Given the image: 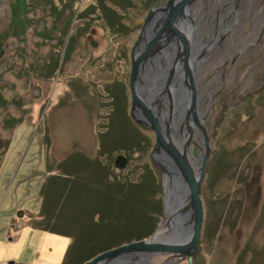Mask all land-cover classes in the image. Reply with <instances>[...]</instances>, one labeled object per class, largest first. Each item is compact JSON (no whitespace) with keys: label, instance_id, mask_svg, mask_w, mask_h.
Returning <instances> with one entry per match:
<instances>
[{"label":"rangeland","instance_id":"rangeland-1","mask_svg":"<svg viewBox=\"0 0 264 264\" xmlns=\"http://www.w3.org/2000/svg\"><path fill=\"white\" fill-rule=\"evenodd\" d=\"M22 1L23 33L17 0H0V264H83L163 221L154 134L130 121L128 81L133 22L164 0ZM263 54L264 30L251 60L211 88L192 264H264Z\"/></svg>","mask_w":264,"mask_h":264},{"label":"water","instance_id":"water-1","mask_svg":"<svg viewBox=\"0 0 264 264\" xmlns=\"http://www.w3.org/2000/svg\"><path fill=\"white\" fill-rule=\"evenodd\" d=\"M195 1L197 0H166L163 6L151 8L143 19L138 38L130 54L128 81L130 117L136 124L144 126L154 134V145L150 160L156 172L161 174L163 188L161 212L163 221L148 237L103 251L83 264H155L153 260L158 257L166 258L158 264H170L174 259H184L187 264L193 263V256L201 239L204 218L199 185L203 178L206 159L210 153V148L207 145V134L202 123L204 113L197 112L196 108L194 75L192 73L196 60L194 56L192 57L193 51L190 47L191 33H184L179 28L182 23V16H184L188 6ZM172 40L182 43L183 49L180 48L178 43L177 56L174 60H171L170 65L172 66L168 69L169 72L165 68L155 67L157 72L154 74H165L167 72L168 75L165 74V78L167 76V80H169L161 84V86H164L161 96L151 98L149 103L145 99L149 85L147 79L154 74L147 71L146 64L152 55L154 56L152 60L155 66H157V61L161 64L167 63L169 61V51L165 48ZM180 58L183 60L182 70H184L183 74L187 79L189 90V97L183 101L186 103L185 113H180L178 104L182 102V99L179 92L175 91L176 87H172L170 84V79L176 74L175 71L180 69V67H177ZM178 76L180 75L178 74ZM165 90L177 96L172 100V96L168 94V101L171 104L168 105L170 109H167V111L159 104L161 103L159 100L163 99L162 97L166 93ZM158 101L159 103L156 104ZM137 109L140 113H137ZM165 113H170V115L166 118ZM180 117L185 120V129L188 133L186 137L188 150L186 151L180 149V135L173 138L175 133L172 131L171 120L176 122ZM194 129L201 136L202 157L199 164H196V159L192 157L189 147L194 137ZM166 161L178 170L184 181L187 195L185 205L179 204L172 175L169 170L162 166V163ZM125 164L126 159L123 156L114 159L113 165L117 169L124 168ZM193 170L196 172L195 177ZM185 212H188L190 233L181 235L179 227L183 219L182 214Z\"/></svg>","mask_w":264,"mask_h":264},{"label":"flooded vegetation","instance_id":"flooded-vegetation-1","mask_svg":"<svg viewBox=\"0 0 264 264\" xmlns=\"http://www.w3.org/2000/svg\"><path fill=\"white\" fill-rule=\"evenodd\" d=\"M159 3L152 2L151 8L158 7ZM165 3L166 0L159 7ZM181 21L179 28L182 29V32L191 33L190 47L193 51L192 57L194 56L196 60L192 73L197 112L205 113L210 98L218 92L211 88L223 81L233 79L239 66L251 60L252 49L256 47L264 30V0H197L188 6ZM178 43L172 40L165 48L169 51V61L165 64L157 61V66H155L152 55L146 64L147 71L154 74L157 72L155 67L165 68L168 71L172 66L170 65L171 60L177 56L178 45L183 49L182 43L179 41ZM178 63L177 67L180 69L175 71L176 74L170 79V84L172 87H176L175 91L179 92L182 99V102L178 104L180 113H185L186 103L183 101L189 97V90L187 79L183 74L184 70H182V58ZM211 72L214 73L210 75ZM165 74H154L147 79L149 85L145 99L148 102L151 98L161 96L164 88L161 84L169 80H167V76L165 78ZM165 91L163 99L159 100L161 103L158 101L156 104H161L167 111L168 94H171L169 91ZM174 97L177 96L174 94ZM202 105L203 108H201ZM137 113H140L138 109ZM136 125L141 129L145 128Z\"/></svg>","mask_w":264,"mask_h":264},{"label":"bare ground","instance_id":"bare-ground-1","mask_svg":"<svg viewBox=\"0 0 264 264\" xmlns=\"http://www.w3.org/2000/svg\"><path fill=\"white\" fill-rule=\"evenodd\" d=\"M171 96H172V100L175 99L174 94L172 92H171ZM168 104L169 105L171 104L170 101H168ZM167 109H170V107ZM169 115H170V113H165L166 118ZM171 124H172V131L175 133L173 138H176L178 135H180V139H181L180 149L182 148V150H185V151L188 150V144L186 143V137H187L188 133L185 129V127H186L185 126V120L180 117L176 122L171 120ZM193 132H194L193 139H201V136L195 131V129L193 130ZM181 135H183V136H181ZM198 137H200V138H198ZM197 142L199 143L198 140H197ZM200 143H201V140H200ZM189 147H190L191 152H192V147H193L192 141L190 142ZM166 162L162 163V166L165 167L167 170H169L171 175H172V180L174 181V189H175V194H176L177 200H178L179 204L185 205L187 203V195H186V187H185V184L183 182V179L180 176L178 170H176L173 166H171L168 162L167 163ZM193 175H194V177L196 176V172L194 170H193ZM182 215H183L182 216L183 219L181 221L179 231L181 232V235H186L187 233H190V230H189V224L190 223H189V218H188V212H185Z\"/></svg>","mask_w":264,"mask_h":264},{"label":"trees","instance_id":"trees-1","mask_svg":"<svg viewBox=\"0 0 264 264\" xmlns=\"http://www.w3.org/2000/svg\"><path fill=\"white\" fill-rule=\"evenodd\" d=\"M26 4V3H25ZM30 6L31 7H35V5L32 3V4H30ZM22 7H24V2L22 1V0H17V3L16 4H14V5H12V18H14V19H17V21H18V25H20L21 27L19 28V32H22L23 33V31L24 30H21V29H26L27 27H28V21H27V19H26V16L25 15H23L22 13H19L20 11H22ZM25 7H26V5H25ZM130 20V19H129ZM13 23L14 24H17L16 23V21L15 20H12L11 21V26H10V29H8V31H6L5 32V37H7L8 35H10L11 34V31H14V28H15V30H16V28H18V25H13ZM132 23V22H131ZM133 24L134 25H136V26H139L140 27V25L142 24V20H140V21H135V23L133 22ZM0 44H2V40L4 39V37H2V36H0ZM5 103V102H4ZM130 119V118H129ZM130 121H132V123L134 122L132 119H130ZM15 121L14 120H12L11 122H10V125L11 124H13ZM12 127V126H11ZM152 169L156 172V170L154 169V167L152 166ZM157 173V172H156ZM160 189H162L159 185H158V190L160 191ZM143 237H144V235H143ZM140 239V238H139Z\"/></svg>","mask_w":264,"mask_h":264}]
</instances>
